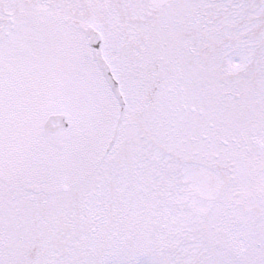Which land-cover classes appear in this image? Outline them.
Here are the masks:
<instances>
[{"label": "snow or ice", "instance_id": "obj_1", "mask_svg": "<svg viewBox=\"0 0 264 264\" xmlns=\"http://www.w3.org/2000/svg\"><path fill=\"white\" fill-rule=\"evenodd\" d=\"M0 264H264V0H0Z\"/></svg>", "mask_w": 264, "mask_h": 264}]
</instances>
